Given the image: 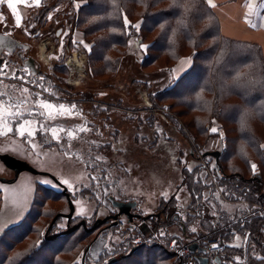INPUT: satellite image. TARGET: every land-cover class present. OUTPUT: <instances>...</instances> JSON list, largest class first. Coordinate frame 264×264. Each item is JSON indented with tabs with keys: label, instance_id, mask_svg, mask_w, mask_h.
I'll return each instance as SVG.
<instances>
[{
	"label": "rangeland",
	"instance_id": "rangeland-1",
	"mask_svg": "<svg viewBox=\"0 0 264 264\" xmlns=\"http://www.w3.org/2000/svg\"><path fill=\"white\" fill-rule=\"evenodd\" d=\"M5 1L7 5L0 0V28L4 32H14L18 41L30 46L29 52L23 54L26 58L32 57L38 72L33 74L31 68L24 66L17 55L20 50L13 56L4 53L3 63L0 60V66H3L0 69V101L4 102V119L0 120V155L9 154L40 172L49 173L61 183L67 181V184L62 183L67 193L49 176L24 171L16 177V173L0 159V177L15 179L12 183L0 182V237L31 212L40 187L47 189L57 200L46 201L42 209H54L62 216L52 235L67 228L68 219L64 215L70 212L68 196L76 208L73 218L78 221L71 227L84 221L85 226L94 228L101 224L99 220L117 214L118 209L111 204L110 196L118 201H137L138 206L133 212L142 215L141 219L148 213L161 212L162 203L176 196L177 202L172 203L164 219L172 214L180 215L186 221L189 215L196 217L186 235L185 231L173 226L176 237L184 241L192 240V229L197 232L204 229L200 218L208 211L215 224L240 218L247 201L227 197L220 186L225 180L215 185L197 153V149L202 156L206 152L218 151V140L212 129L221 125L226 135L227 124L211 118L206 124L205 142L197 145L189 134L195 135L197 143L203 141L193 126L194 115L185 114L181 107L170 111L148 108L150 97L170 86L175 79L173 70L141 67L148 44L140 43L137 37L131 38L117 74L111 78H95L90 72L88 56L96 43L86 37L82 29L75 30L70 21L81 2L74 3V6L64 0L54 10V0H13V8H9L8 0ZM23 7L32 13L30 17L26 13L25 18L22 16ZM41 11L47 20L39 24L36 19L41 16ZM138 17V14L133 16L134 19ZM39 29H47V33L51 31V37L45 36L47 41H43L44 36L33 39ZM58 65L68 66L72 76L58 79L54 71ZM136 81L139 85H134ZM42 102H51L54 107L41 108ZM171 103L172 100L166 104ZM60 105L68 111L60 114ZM10 112L23 115L17 118L9 116ZM250 114L255 117V113ZM171 116H175L177 122ZM21 120L32 122L26 130L33 131L34 138L16 133ZM259 126L256 130L264 136V128ZM52 128L57 130L58 139L52 137ZM230 135L234 137L236 134L230 132ZM204 158L209 167L216 161L214 157ZM239 164L244 167L243 162ZM197 168V177L211 189L203 192L201 209L191 210L195 200L189 187L184 185V172ZM259 170L260 166L255 165L254 172ZM63 192L68 194L67 199L60 194ZM52 220L53 217H42L38 229L41 231L21 242L17 249L23 250L39 240L53 224ZM135 220L140 222V219ZM118 221L127 222L128 219L121 216ZM107 222L115 225L114 220ZM115 226L117 231L110 230V233L106 227V235L98 234L97 242L91 247L92 261L98 260L104 250L115 251L116 244L128 240L126 231L130 226Z\"/></svg>",
	"mask_w": 264,
	"mask_h": 264
},
{
	"label": "trees",
	"instance_id": "trees-1",
	"mask_svg": "<svg viewBox=\"0 0 264 264\" xmlns=\"http://www.w3.org/2000/svg\"><path fill=\"white\" fill-rule=\"evenodd\" d=\"M69 2L74 6L76 2L82 3L70 19L73 28L82 29L84 35L96 43L88 56L90 72L95 78H111L117 74L133 37H137L142 44H148L141 63L143 69L173 70L180 59L192 58L191 67L183 75L150 97L148 108L170 111L181 107L185 114L194 115L193 126L203 141L197 143L195 135L192 132L189 134L197 145L205 142L206 124L211 118L223 120L227 124L228 141L227 152L219 160L226 174L220 186L231 200H245L250 205L242 211L240 218L222 224L214 223L210 211L204 213L200 218L204 233L192 231V240L181 239V242L204 246L208 241L222 239L228 246L221 258L223 263L243 261L264 264V211L255 206L264 199V136L256 130L259 125L264 128V42L225 36L216 11L205 0ZM62 3L64 0H54V10ZM134 14L139 17L134 19ZM39 19V24L47 20L44 13ZM125 20L129 22L127 25ZM54 71L58 79L72 76V70L66 65L55 66ZM137 84L139 81L134 83ZM171 100V104H166ZM250 113H255V117H251ZM167 116L170 118V115ZM171 117L175 119V116ZM230 132L236 135L231 137ZM240 161L244 167L239 164ZM253 165H259L260 170L254 172ZM198 172V168L184 172V185L189 187L195 200L191 210L201 209L203 192L211 189L197 177ZM60 194L67 199L64 192ZM36 195L26 218L0 237V264H107L113 257H119L113 264H180L176 254L167 247L141 245L132 255L124 257L135 246L136 235L143 233L138 226L139 220H135L133 227L126 231L129 234L127 241L116 244L115 251L104 250L98 260L92 261L91 247L100 235L107 234L104 228L117 231V226L109 222L94 228L80 225L71 232H66V228L52 235L62 216L54 209L43 210L42 207L46 201L51 203L56 199L43 187ZM177 200L175 196L171 201L163 202L161 212L143 218L148 225L147 232H154L167 240L172 237L165 231L173 224L179 225L185 231L184 235L190 231L196 221L195 215H189L185 225L180 223L183 222L182 216L177 214H172L168 221L163 218ZM42 217H53L51 227L39 240L18 250L21 242L41 231L38 229ZM76 223L78 221L73 218L71 224ZM240 240L243 244L237 242Z\"/></svg>",
	"mask_w": 264,
	"mask_h": 264
},
{
	"label": "built area",
	"instance_id": "built-area-1",
	"mask_svg": "<svg viewBox=\"0 0 264 264\" xmlns=\"http://www.w3.org/2000/svg\"><path fill=\"white\" fill-rule=\"evenodd\" d=\"M254 12L255 15L254 18L250 20V25L256 28L258 26L259 20H262L264 17V0H260L259 4L254 9ZM215 129H217V131L212 133L217 137L219 151L221 152V154H224L227 152V138L225 135V131L223 129V126L221 125L216 126ZM197 153L200 157V160L202 161V166L207 171H209L215 185L220 184V181L226 179V174L216 161L211 167H209V165L205 161L204 154L202 156L201 152L198 149ZM255 206L258 207L260 210L264 211V199L262 203L256 204ZM142 224L143 223L139 222L138 226H141L140 229L143 233L137 235L135 244H148L158 247H167L176 254V257L180 264H199L198 257L206 258L208 260L207 264H247L243 261H238L234 263H223L221 258L227 252L228 246L227 243L222 239L208 241L206 245L202 246L203 248H205L206 253L197 254L192 253L189 248V245L183 244L178 237L175 236L164 240L154 232H147L148 229L143 228ZM117 225L120 227H133V223H129L126 221H117Z\"/></svg>",
	"mask_w": 264,
	"mask_h": 264
},
{
	"label": "crops",
	"instance_id": "crops-1",
	"mask_svg": "<svg viewBox=\"0 0 264 264\" xmlns=\"http://www.w3.org/2000/svg\"><path fill=\"white\" fill-rule=\"evenodd\" d=\"M3 1L6 3L5 0H1V2ZM205 1L209 5L208 0ZM259 2L260 0H238L236 2H229L228 0H211V4L214 6H210V5L209 6L216 11L221 22L222 33L225 36L230 38H235L238 40L261 43L264 42V17L262 20H259L258 26L256 28L250 25V20L253 19L255 15L254 9L259 4ZM24 13H26L25 15H29V17L32 15V13H30L27 7L22 8L23 17H24ZM191 65H192L191 57H184L180 59V61L173 68L175 79L183 75L191 67ZM244 204H245L244 205V210H245V208L248 207L250 203L244 202ZM137 206H138V202H137ZM151 213L155 214L158 212H151ZM151 213H148L147 215L149 216L151 215ZM176 219H178L177 215H176ZM235 220H237V218ZM182 221L183 222L180 223L182 225H185L184 222L186 220H182ZM140 223H143L142 224L143 228L148 229V225L143 219H140ZM173 226L178 227V229L180 228L179 225L177 224H173L172 226L168 227L165 232L166 233L168 232L169 237L177 236ZM199 231L200 232L197 233L200 234L204 233V230H199ZM237 242L239 244H243L242 240Z\"/></svg>",
	"mask_w": 264,
	"mask_h": 264
},
{
	"label": "water",
	"instance_id": "water-1",
	"mask_svg": "<svg viewBox=\"0 0 264 264\" xmlns=\"http://www.w3.org/2000/svg\"><path fill=\"white\" fill-rule=\"evenodd\" d=\"M17 44H18V46H22V44H20V43H17ZM204 156L205 157H207V156L214 157L216 159V161L219 162V160L221 158V153H220V151L206 152L204 154ZM0 159L5 164V166L7 168L11 169L12 171H14L16 173V177L24 171L30 172V173L35 174V175L49 176L57 184L62 186L64 188V192L67 193V188L64 187L62 185V183L56 179V177L50 175L49 173L40 172L39 170H37L36 168L31 166L27 162L20 160L14 156L9 155V154L0 155ZM14 181H15V179L14 180H7L5 178L0 177V182H3V183H7V182L12 183ZM67 196H68V194H67ZM68 198H69L68 201H69L70 212L68 214H65L64 217L68 219L66 232H71L72 230L76 229L80 225L85 226V222L82 221L80 224L71 227V220L74 216L76 208H75L74 202L72 201L70 196H68ZM109 200H110L111 204L118 209V213L115 215H112V216H108L102 220H99L98 221L99 223H105L109 220H114V224L116 225L118 219L121 216H125L129 222L134 221V219H141L142 218V215L133 212V210L137 207L136 201H128V202L118 201L113 196H110ZM140 246L141 245L134 246L131 249V251L127 255H125L124 257L132 255L135 251H137L140 248ZM149 247H152V246L149 245ZM189 248H190L192 253H197V254H205L206 253L205 248H203L198 243L190 244ZM118 259H119V257H113V258L109 259L107 264H113ZM198 261H199V264H207L208 260L206 258H203V257H198Z\"/></svg>",
	"mask_w": 264,
	"mask_h": 264
},
{
	"label": "flooded vegetation",
	"instance_id": "flooded-vegetation-1",
	"mask_svg": "<svg viewBox=\"0 0 264 264\" xmlns=\"http://www.w3.org/2000/svg\"><path fill=\"white\" fill-rule=\"evenodd\" d=\"M54 3V1H53ZM44 13V11H41L40 14ZM46 15V14H45ZM38 21H40V19H36ZM62 20H65L64 17ZM51 28V27H50ZM53 28V27H52ZM51 28V29H52ZM47 29H39V31H36L35 35H34V38L33 39H39L41 37H43V41H47L48 40V37L50 36L51 37V31L49 33H47L46 31ZM53 31V30H52ZM12 32V31H11ZM28 35H31V33H28ZM33 35V34H32ZM59 35V34H58ZM45 36H48V37H45ZM49 37V38H50ZM17 43H20L22 44V46H18ZM47 46V45H45ZM20 50V52L17 53L18 57L20 60L23 61L24 63V66H28L29 68L32 69V72L33 74L38 72L35 67H34V60L31 59L32 57L28 56L27 58L24 56V52H29L30 50V46L22 41H18L17 38L15 37L14 35V32L13 33H10V32H4V30H2L0 28V60L2 62V59H4V53H7L9 55H15L16 52ZM22 51V52H21ZM3 63V62H2ZM9 63V62H8Z\"/></svg>",
	"mask_w": 264,
	"mask_h": 264
},
{
	"label": "snow or ice",
	"instance_id": "snow-or-ice-1",
	"mask_svg": "<svg viewBox=\"0 0 264 264\" xmlns=\"http://www.w3.org/2000/svg\"><path fill=\"white\" fill-rule=\"evenodd\" d=\"M17 2H19V0H17ZM38 2V0H37ZM208 3L210 6H214L211 4V0H208ZM8 6L9 8H13V0H8ZM125 24L127 25L128 24V21L125 20ZM139 27V26H137ZM81 43H83V41H81ZM88 46L85 45V48H87ZM3 66H0V69H2ZM3 101H0V120H3L4 119V116H3V111H2V105H3ZM40 107L41 108H44V109H52L54 107V105L51 103V102H42L40 104ZM68 110L65 108L64 105H60V114H64L66 113ZM32 113H29V115H31ZM43 114V113H41ZM70 114V113H69ZM9 116H14V117H21L23 115V113H20V112H10L8 114ZM52 114L49 113V116H51ZM32 122L31 121H28V120H21V122L16 126V133L21 136V137H27L29 139L31 138H34V132L31 131V130H26V126L30 125ZM41 128H43V126L41 125ZM9 131H11V129H9ZM213 132H216L217 129L213 128L212 129ZM51 135L54 139H58L57 137V130L55 128H52L51 129ZM69 135H71V133H69ZM253 170H255V165L252 166ZM191 169H189L190 171ZM45 183H48V181H44ZM62 183H65L67 184V181H63ZM192 231H195V229H192Z\"/></svg>",
	"mask_w": 264,
	"mask_h": 264
}]
</instances>
